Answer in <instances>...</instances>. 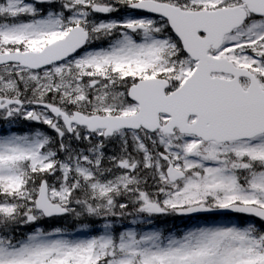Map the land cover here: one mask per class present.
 <instances>
[{
    "label": "snow or ice",
    "instance_id": "1",
    "mask_svg": "<svg viewBox=\"0 0 264 264\" xmlns=\"http://www.w3.org/2000/svg\"><path fill=\"white\" fill-rule=\"evenodd\" d=\"M0 264H264V0H0Z\"/></svg>",
    "mask_w": 264,
    "mask_h": 264
}]
</instances>
